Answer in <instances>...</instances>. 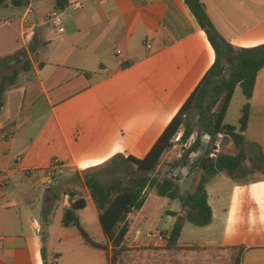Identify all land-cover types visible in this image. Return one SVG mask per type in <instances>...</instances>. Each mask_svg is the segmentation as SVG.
<instances>
[{
    "label": "crops",
    "instance_id": "crops-1",
    "mask_svg": "<svg viewBox=\"0 0 264 264\" xmlns=\"http://www.w3.org/2000/svg\"><path fill=\"white\" fill-rule=\"evenodd\" d=\"M22 1L15 6L6 0L0 8V86L19 72L0 112V264H44V246L53 257L43 233V210L50 202L53 214L60 202L65 211L83 197L99 220L90 192L76 189L72 200L65 191L69 183L59 179L75 173L83 180L84 173L120 156L145 159L216 61L184 0H68L63 33L47 23L57 9L55 0ZM79 1L85 8L72 7ZM203 3L218 33L235 49L264 45V0ZM29 9L37 27L25 44L21 19ZM262 85L264 69L249 101L244 171L234 179L219 173L206 186L213 222L203 228L187 222L172 247L162 232L173 228L176 218L170 213H181L182 205L173 207L178 200L151 193L129 216L130 241L118 264H264ZM246 103L238 86L224 121L237 134ZM217 142L218 156L238 154L229 135H218ZM180 159L179 148L171 149L159 169L165 167L163 178L182 172L183 190L201 173L172 168ZM145 211L142 227L133 232V214L139 213L138 223ZM156 212L171 219L170 229L153 225ZM73 237L81 238L79 230ZM104 244L111 264L114 248L107 236ZM77 248L81 257L71 264H101V257Z\"/></svg>",
    "mask_w": 264,
    "mask_h": 264
},
{
    "label": "trees",
    "instance_id": "trees-1",
    "mask_svg": "<svg viewBox=\"0 0 264 264\" xmlns=\"http://www.w3.org/2000/svg\"><path fill=\"white\" fill-rule=\"evenodd\" d=\"M15 6L23 5V1L12 0ZM191 10L202 30L205 32L213 50L216 61L207 72L197 89L193 92L178 114L174 117L163 136L156 143L150 154L143 160L123 156L113 159L106 167L111 168L110 176L105 180L101 174L86 173L85 185L91 194L99 213L100 224L105 235L113 244L111 264H118L120 255L126 251V244L130 241L129 216L139 211L145 205L151 193L159 198L178 200L182 205L181 213H170L176 218V223L170 231L162 232L168 243L175 247L180 240L185 224L188 222L196 227H207L213 222V210L208 203L206 186L219 173H226L235 178L237 172H243L246 161L244 151L251 105L260 72L264 69V45L250 49H235L226 42L216 30L210 20L203 0H184ZM6 0H0V8ZM56 8L64 10L68 0H55ZM19 72L5 77L0 86V112L3 107V96L10 86L15 84ZM240 86L247 99L240 121V134L236 128L225 125V117L232 102L236 88ZM198 128V130L195 129ZM183 131L182 144L189 142L196 133L195 142L190 148L184 149L181 159L172 168L187 167L192 161V154H199L205 136L211 140L204 156L199 158L197 172L201 173L194 183V191L182 193L181 181L163 178L160 166L163 158L173 145V137ZM219 134L231 137L238 154H220L211 158V152L218 140ZM123 167H130L126 175L122 174ZM116 175V176H115ZM72 200L74 194H70ZM49 210H43V218L48 221L52 216L53 203ZM87 208V201L80 197L71 202V206L64 211L63 226L74 227L79 230L84 244L94 250L106 252L107 245L99 244L82 227L78 214ZM44 264H60L61 254L49 258L46 247L42 250Z\"/></svg>",
    "mask_w": 264,
    "mask_h": 264
},
{
    "label": "rangeland",
    "instance_id": "rangeland-1",
    "mask_svg": "<svg viewBox=\"0 0 264 264\" xmlns=\"http://www.w3.org/2000/svg\"><path fill=\"white\" fill-rule=\"evenodd\" d=\"M261 89L264 92V86H260ZM261 90V91H262ZM124 171H122L123 175H126L130 167H123ZM165 167H162L160 170V173L165 174L164 172ZM111 168L104 167L102 169H98L95 171H91L89 173L96 174L99 173L105 180L109 179L110 176H114L113 173L111 174L110 171ZM85 174H83V180H85ZM116 176V175H115ZM66 177V176H65ZM64 178L59 179V182L65 181L66 183H69V186L66 188V192H74L76 189L80 191L81 193L84 191H88L85 183L83 180H81L80 177L77 176V174L73 173L70 178ZM199 179V176L195 178L197 181ZM195 181V182H196ZM194 182V183H195ZM190 186H187L183 188L182 191H186L187 189H193L194 184L190 183ZM72 189V190H71ZM186 193V192H185ZM151 194V192H150ZM152 194H155L154 192ZM60 202V201H59ZM52 203V202H51ZM171 204L173 207L181 208V204L179 201H172ZM157 210V209H156ZM155 210V211H156ZM139 213H135L132 216V223H131V229L134 232V226L135 227H142L144 216L147 214V211L144 212L143 216L137 223V215ZM80 223L82 227L85 229V231L93 238L96 242H99L101 244H104L106 242V235L104 233V230L100 224V221L95 217L94 212L91 208L85 209L78 214ZM63 218H64V210L62 203L60 202L56 208L50 219L48 221H45L43 218V233L47 234V248L50 253L55 254H61L62 259L59 261L60 264H71V261L75 258L81 257L79 254V250L77 248V245H79L80 248L85 249L86 251H89L92 255H96L98 257H101V264H108V259L104 252H95L93 250H90L88 248H84L85 246L82 243V240L80 237L74 238L73 236L75 233L78 232L76 228L69 227L66 228L63 226ZM155 223L154 226H158L160 229H170L172 224L171 219L169 217L165 216L161 212L157 214L155 213ZM132 232V235H133ZM52 255V256H54ZM49 258L52 259V257L49 255Z\"/></svg>",
    "mask_w": 264,
    "mask_h": 264
},
{
    "label": "built area",
    "instance_id": "built-area-1",
    "mask_svg": "<svg viewBox=\"0 0 264 264\" xmlns=\"http://www.w3.org/2000/svg\"><path fill=\"white\" fill-rule=\"evenodd\" d=\"M91 2H98L100 0H90ZM73 8L75 9H83L85 8V3L83 1H79L77 3H74L72 5ZM33 11L30 9L25 13L23 18L21 19V36L22 40L25 44H29L34 37L35 30L37 27V23H35L33 20ZM65 21H66V14L62 10L54 9L47 20V23L53 28L56 29L59 33H63L65 31ZM226 134H219V137H223ZM197 134H194L189 142L185 145L182 144V137H183V132L180 131L178 132L172 139L171 143L173 145L172 149H177L179 148L180 150V155L182 156L184 149H188L191 147V145L195 142ZM220 152V142H216L212 152H211V158L215 159L218 157V154ZM199 154H192V158H197ZM58 165H55L52 173V177L56 176L58 172ZM54 181V180H53Z\"/></svg>",
    "mask_w": 264,
    "mask_h": 264
},
{
    "label": "water",
    "instance_id": "water-1",
    "mask_svg": "<svg viewBox=\"0 0 264 264\" xmlns=\"http://www.w3.org/2000/svg\"><path fill=\"white\" fill-rule=\"evenodd\" d=\"M196 130H198L197 127H195ZM210 136H205L204 140H203V143H202V146H201V149H200V152H199V156L195 159V158H192V161L191 163L189 164L188 167H185L184 168V173L187 174V171H188V168H196L197 167V164L199 162V158L204 156L206 151H207V148L209 146V143H210ZM182 172L179 173L178 176H174V175H168V176H164V178H168L170 180H174V181H180L181 177H182Z\"/></svg>",
    "mask_w": 264,
    "mask_h": 264
}]
</instances>
